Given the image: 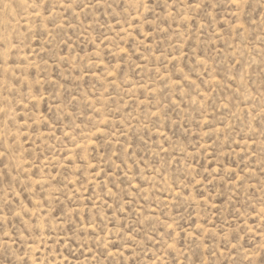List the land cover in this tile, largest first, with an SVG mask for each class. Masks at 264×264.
Here are the masks:
<instances>
[{
    "label": "rangeland",
    "instance_id": "1",
    "mask_svg": "<svg viewBox=\"0 0 264 264\" xmlns=\"http://www.w3.org/2000/svg\"><path fill=\"white\" fill-rule=\"evenodd\" d=\"M0 264H264V0H0Z\"/></svg>",
    "mask_w": 264,
    "mask_h": 264
}]
</instances>
